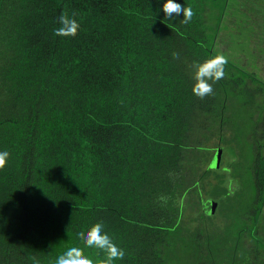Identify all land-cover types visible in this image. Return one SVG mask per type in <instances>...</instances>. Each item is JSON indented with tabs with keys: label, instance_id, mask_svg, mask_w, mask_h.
I'll return each mask as SVG.
<instances>
[{
	"label": "trees",
	"instance_id": "trees-1",
	"mask_svg": "<svg viewBox=\"0 0 264 264\" xmlns=\"http://www.w3.org/2000/svg\"><path fill=\"white\" fill-rule=\"evenodd\" d=\"M165 2L0 0V264H54L98 221L126 252L115 264H264L211 233L203 194L227 91L194 96L190 65L216 54L219 26L192 0H174L189 24L165 21ZM63 11L75 37L53 34Z\"/></svg>",
	"mask_w": 264,
	"mask_h": 264
},
{
	"label": "rangeland",
	"instance_id": "rangeland-1",
	"mask_svg": "<svg viewBox=\"0 0 264 264\" xmlns=\"http://www.w3.org/2000/svg\"><path fill=\"white\" fill-rule=\"evenodd\" d=\"M225 2L194 8L208 20L211 34L219 26L214 50L234 66L222 79L227 91L221 101L225 139L214 134L206 143L204 166L210 163L211 169L203 194L217 204L211 233L223 236L233 256L246 248L244 255L252 262L255 254L264 260V0ZM230 80L243 82L233 90Z\"/></svg>",
	"mask_w": 264,
	"mask_h": 264
},
{
	"label": "clouds",
	"instance_id": "clouds-1",
	"mask_svg": "<svg viewBox=\"0 0 264 264\" xmlns=\"http://www.w3.org/2000/svg\"><path fill=\"white\" fill-rule=\"evenodd\" d=\"M161 10L164 13L165 21L182 15L183 19L180 22L184 25L189 24L195 16L191 6H182L174 0H166ZM57 23L59 27L53 30V34L57 37H75L81 27L75 12H61L57 18ZM172 56L173 59L180 58L178 52L173 53ZM228 63L229 58L223 52L212 55L203 62L193 61L190 65L195 81L191 89L192 94L199 99L212 96L214 94L213 84L225 78V69ZM9 157L8 151H0V170L6 167ZM159 199L166 203L164 197ZM76 236L80 244L65 249L56 257L54 264H115L116 261L123 260L126 255L125 250L117 245L106 231L103 221L91 224L85 230L78 232ZM86 248L95 249V256L86 255ZM37 264H39L38 261Z\"/></svg>",
	"mask_w": 264,
	"mask_h": 264
},
{
	"label": "crops",
	"instance_id": "crops-1",
	"mask_svg": "<svg viewBox=\"0 0 264 264\" xmlns=\"http://www.w3.org/2000/svg\"><path fill=\"white\" fill-rule=\"evenodd\" d=\"M194 3H226L225 0H192Z\"/></svg>",
	"mask_w": 264,
	"mask_h": 264
},
{
	"label": "water",
	"instance_id": "water-1",
	"mask_svg": "<svg viewBox=\"0 0 264 264\" xmlns=\"http://www.w3.org/2000/svg\"><path fill=\"white\" fill-rule=\"evenodd\" d=\"M218 160H219V155L216 156V161L218 162Z\"/></svg>",
	"mask_w": 264,
	"mask_h": 264
}]
</instances>
